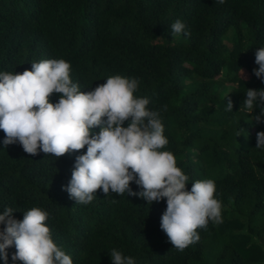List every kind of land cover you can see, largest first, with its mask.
Instances as JSON below:
<instances>
[{
    "label": "trees",
    "instance_id": "16d2710c",
    "mask_svg": "<svg viewBox=\"0 0 264 264\" xmlns=\"http://www.w3.org/2000/svg\"><path fill=\"white\" fill-rule=\"evenodd\" d=\"M176 20L190 35L173 38ZM260 47L264 0H0V71L64 59L85 93L110 76L137 79L134 96L160 112L168 140L161 151L174 155L189 190L196 180L215 182L222 223L197 229L200 240L179 251L160 227L166 198L148 205L98 189L92 202L76 204L64 188L87 145L60 158L33 156L18 143L5 147L2 129L0 213L12 207L22 220L31 208L46 211L54 243L73 264H111L112 249L135 264H264V149L255 148L264 123L253 118L259 105L239 111L247 88L264 89L253 73ZM8 252L7 264H23L12 261L14 247Z\"/></svg>",
    "mask_w": 264,
    "mask_h": 264
},
{
    "label": "clouds",
    "instance_id": "9594fccd",
    "mask_svg": "<svg viewBox=\"0 0 264 264\" xmlns=\"http://www.w3.org/2000/svg\"><path fill=\"white\" fill-rule=\"evenodd\" d=\"M224 4L225 0H215ZM173 38L186 32V25L176 20L170 26ZM253 70L264 80V47L257 48ZM241 69V78L245 73ZM71 64L64 59H43L32 62L23 73L0 71V129L5 133L3 144L22 146L25 153L39 152L60 158L78 152L71 179L64 190L76 204H88L102 189L110 193L140 197L152 205L165 201L161 230L168 242L183 251L200 240L197 229L207 230L211 221L222 223V202L216 196L212 179L196 180L187 188L189 177L176 166L169 151L159 111L149 110V99L135 97L139 81L120 75L108 77L92 91L83 92L70 78ZM53 93L61 94L50 102ZM260 106L254 120L264 123V89L247 88L239 111L252 113ZM233 102L227 98V110ZM107 119H104V118ZM128 126L125 127V122ZM99 127L98 133L92 130ZM256 147L264 149V131L256 134ZM139 187L133 191L131 183ZM16 210L5 207L0 213V258L7 264L8 249L14 247L13 262L23 264H73V259L54 243L46 226L48 213L39 207L24 211L23 219ZM111 264H135L119 250L109 253Z\"/></svg>",
    "mask_w": 264,
    "mask_h": 264
}]
</instances>
